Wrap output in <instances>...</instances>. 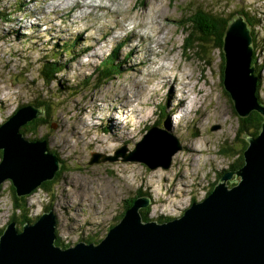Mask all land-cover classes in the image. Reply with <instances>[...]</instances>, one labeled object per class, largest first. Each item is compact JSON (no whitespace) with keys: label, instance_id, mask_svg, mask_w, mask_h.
<instances>
[{"label":"rangeland","instance_id":"obj_1","mask_svg":"<svg viewBox=\"0 0 264 264\" xmlns=\"http://www.w3.org/2000/svg\"><path fill=\"white\" fill-rule=\"evenodd\" d=\"M59 3L4 0L2 4L7 19L0 20V123L17 106L32 104L41 97H47L57 110L55 120L41 127L37 138L44 137L49 151L62 160L59 181L49 193L38 188L28 197L29 216L35 218L51 208L57 218V238L64 247L104 239L108 228L117 224L123 202L138 191L147 194L149 217L153 221L160 219L164 223L181 217L193 202L207 196L222 177L220 172L224 175L232 167L238 168L240 145L246 134L237 132V115L233 114L230 96H226L220 83V52L211 49L210 55L206 49L200 60L193 46L183 50V44L189 47L193 41L180 26L188 23L196 8L217 16L233 15L231 19H237L236 12L248 10L261 21V26L253 29L257 51L252 60L256 58L264 64V0H145L142 5L136 0H102L95 6L82 0L84 6L80 11L71 7L73 2L57 7ZM150 34L156 35L144 45L143 35ZM153 43L162 60L150 67L149 50ZM56 44L60 47L53 49ZM119 44L124 46L119 53L118 75L99 87H94L97 81L92 79L86 89H81L80 83L98 63L112 58L111 50ZM71 47L74 56L68 58L64 52ZM44 59H55L66 66L53 82L54 87L48 89L38 77ZM160 64L170 68L166 72L169 76L161 79L167 78L174 84L173 93L165 80L155 81L160 90L147 92L151 88L148 73ZM261 80L259 97L264 101V71ZM187 82L195 86L192 93ZM118 85L125 87L127 112L139 111L141 119L125 118L119 110L122 99H116L122 96ZM59 86L63 89L61 94L56 91ZM71 92L73 95L67 97ZM187 96L195 99L193 106L190 99L179 104ZM72 99L85 103L72 101L76 110L68 109L64 115ZM122 118L126 120L122 122ZM102 125L108 130L105 134L99 133L103 131ZM156 127L179 139L182 146L171 157L168 169L150 170L139 162H122V156L116 162L88 164L92 153L112 156L123 148L128 156L135 144L150 133L152 138L137 153L148 155L156 147V131L150 132ZM228 142L240 148L230 146V153L221 155L220 150ZM190 146L199 150L189 153ZM9 186L10 182H5L0 192V230L12 213Z\"/></svg>","mask_w":264,"mask_h":264},{"label":"water","instance_id":"obj_2","mask_svg":"<svg viewBox=\"0 0 264 264\" xmlns=\"http://www.w3.org/2000/svg\"><path fill=\"white\" fill-rule=\"evenodd\" d=\"M222 50V85L237 117L256 112L263 118L256 138L243 135L247 145L238 170H229L202 201L193 202L181 217L168 222L144 223L140 210L149 207L150 200L137 198L97 244L55 246L57 218L52 210L25 223L21 231L10 221L0 235V264H264V104L255 97L258 79L250 66L252 36L240 16L227 24ZM43 116V109L25 105L0 125V186L10 182L17 197L30 196L60 169L45 140H28L21 132ZM155 131L156 147L148 155L137 153L152 138L150 133L128 156L123 148L112 156L92 153L88 164L115 162L122 156L120 161L139 162L150 170L168 169L181 143L163 129L150 132ZM131 156L135 157L127 158Z\"/></svg>","mask_w":264,"mask_h":264},{"label":"trees","instance_id":"obj_3","mask_svg":"<svg viewBox=\"0 0 264 264\" xmlns=\"http://www.w3.org/2000/svg\"><path fill=\"white\" fill-rule=\"evenodd\" d=\"M3 1L4 0H0V20L7 19V16H5L3 14V11H4V9L2 7ZM136 1H140L141 2L140 5H142V3H144L145 0H136ZM249 13L252 14L250 11L245 10L244 12L243 11L236 12L235 14L244 16L243 19L245 20L247 26L250 29V34H251L252 40H253L252 55L253 56L255 55V57H256V51L257 50L254 49V47L256 46V37L253 34V29L260 27L261 21L256 16L253 17ZM232 16L233 15L229 16V18H228V15H226V14H221V15L217 16L212 11L209 12L207 10H202V9L196 8L194 10L193 17L191 19H187L188 23L184 22L180 26V28L183 29L184 33H187L186 37L188 39H190L191 41H193L189 47H187V46H185V44H183V50L189 49L190 47L193 46V48L195 49L196 54L198 55L200 60H201V57L205 54L204 51H206V49H208L207 53H209L210 55H211V49L220 52L221 63H222L221 69H220V83H221V85H222V78L224 75V67H225V59L223 58V53H222V41H223L224 32L226 30V26H227L229 20L232 18ZM185 20H186V18H185ZM123 46H124V44L116 45L114 47L113 51L111 50L112 58H110V59L106 58L104 61L98 63V65L93 69L91 74L84 80V83H80V85H81L80 88L86 89L90 85V81L92 79H96V81H97V84L94 85V87H99V86H103V85L107 84L109 81L112 80V78L116 77L118 75L117 70H119L120 66H121V65H119L120 63L118 62V58H119V53L122 50ZM59 47H60V45L56 44L53 47V49H58ZM64 55L68 58L71 56H74V49L71 47L70 49H68L64 52ZM125 60H127V58ZM115 62H117L116 65H114ZM42 63L43 64L40 67L38 77H39V79H41L43 81V85H44L45 89H48L49 87H54L53 82L56 80V77L66 69V66H65V64H59L57 61H55V59H44L42 61ZM208 64L210 65L211 63L208 62ZM252 64H254L253 66L255 67V76L258 79L257 84H256V89H255L256 90L255 91V97H256V100L258 103L264 104V101L261 100L259 97L260 90L262 87L261 74L264 71V64L261 63L260 61L256 60V58H254L252 60ZM222 87H223V85H222ZM56 91H57V93L61 94L63 92V89L61 88V86H59L58 88H56ZM225 94L229 98L228 93H225ZM71 95H73L72 92L69 93L67 95V97L71 96ZM74 100H78L80 103H85V102H82L81 99H72L69 102L68 107H66L64 109V115H66L65 111L68 109H70L71 112H72V110H76V107L71 106V103ZM28 105H33L37 108L43 109L45 111V116H43L39 119H35L32 122L28 123L23 128H21V132L23 133L24 137L27 138L28 140H37V139L46 140L44 137L37 138L38 131L41 127H43L45 125L49 126L51 124V122H53L55 120L54 118L56 117V112H57V110L55 109V105L50 104L49 99L47 97H43V98L41 97L40 99L37 100V102H33L32 104H28ZM16 109L14 111H16ZM231 109L233 111V114L237 115V112L233 108L232 103H231ZM198 113L199 112H197V114ZM262 121H263V118L259 114H257L256 112H251V114L245 118H238L237 132L240 133V131H243V133L246 134L247 137L256 138L259 131H260V126H261ZM101 127H103V125ZM100 132L102 134H105L108 132V130L103 127V131L100 130L99 133ZM246 145H247V142L245 140L240 145L242 147V149L237 144H235V143L230 144L228 142V143H226L225 147L222 150H220L221 155L226 154V153H230V149H232V148H230V146H232L235 150H238V148H240V152H241L240 158L241 159L239 161V166H238V168H240L243 164L242 152L246 148ZM47 146H48V150H50L48 142H47ZM52 153H55V152H52ZM0 157H1V152H0ZM59 161L61 164L62 160L59 159ZM61 167H62V165L60 166L59 171L56 173L55 178L52 181L45 182L40 186L39 189H41L45 194L49 193L51 191V188L55 185V183L59 181V175L61 173ZM238 168L234 169L232 167L231 171H236V170H238ZM219 176H223L221 172L219 173ZM214 185L212 186V189H213ZM9 188L12 191V195H11L12 213H11L9 220L15 221L17 223V228H18L17 230L21 231L22 227L25 223L35 222L38 219V216L35 218H31L29 216V206H28V197L29 196L17 197L15 187L10 184ZM1 189H2V186H0V192H1ZM212 189H210L208 194L212 191ZM148 196H150V194H148ZM140 197H147V194L145 192L138 191V194L136 193L134 197L123 202L122 211L120 212L121 214L118 215V217H117V223L122 219L125 211L127 209L131 208L133 206L134 201ZM45 210L49 211L52 209L46 208ZM149 212H150V206L145 208V209L140 210V214L142 216V221L144 223L153 221L149 217ZM9 220H8V222H10ZM155 221L158 223L162 222V221H160V219H156ZM3 231H4V229L0 230V235L3 233ZM59 244L57 243V241H55L56 246L64 248V246H62V243H59Z\"/></svg>","mask_w":264,"mask_h":264},{"label":"bare ground","instance_id":"obj_4","mask_svg":"<svg viewBox=\"0 0 264 264\" xmlns=\"http://www.w3.org/2000/svg\"><path fill=\"white\" fill-rule=\"evenodd\" d=\"M58 1H60L61 3H59V4H57V7H60V6H62L63 4H65V3H72V2H75V1H77V0H58ZM100 1H102V0H83V3L84 4H86V5H90V6H95V4H98V2H100ZM109 1H114V0H109ZM98 7H99V5H97ZM52 8H55L56 9V6L54 5V4H52V6H51ZM161 7V6H160ZM155 9V8H154ZM154 9L151 11V14H149L151 17L153 16L152 14H154ZM118 10H120V9H118ZM117 10V11H118ZM160 10V9H159ZM156 11V10H155ZM161 14V13H160ZM238 16H240L241 18H243L241 15H237V17ZM233 19H235V18H233ZM219 20V19H218ZM158 23V22H157ZM110 29H112V28H114V27H109ZM167 29V28H166ZM133 33L134 34H136L137 36H138V33L136 32V30L134 29L133 30ZM109 34H111V32H109ZM158 34V33H157ZM155 35L156 34H153L152 36H151V34L149 35V36H145V35H143L144 37H145V39H142V41H143V44L145 45L146 43H147V41L149 40V39H152L153 37H155ZM142 37V36H141ZM162 40V39H161ZM159 43V42H158ZM252 43H253V40H252ZM154 45L152 46V48L149 50L150 52H151V55H152V59H151V62H150V64H149V66L150 67H154V66H156L161 60H162V58H161V53L160 52H158L157 53V48H156V43H153ZM256 47V46H255ZM137 50H139V49H137ZM252 52H253V50H252ZM222 53H223V50H222ZM252 57H253V55H251V64H250V66H253L254 64H252ZM156 58V59H155ZM151 64H152V66H151ZM167 67V65L166 64H160V65H158V67L156 68V69H151V71L148 73V77H149V79H148V82H150V84H151V88L147 91V92H149V91H151L152 93H154V91L155 90H160V88L159 87H157V86H155V81H161V80H165V84H168V85H170V89L172 90V93L175 91V89H174V84L173 83H171V81H168L167 80V78H163V79H161L162 78V76H165V77H168L169 76V74H166V72H167V69H170V68H166ZM141 81L143 82V78H141ZM140 85V84H139ZM186 85H187V87H188V89H189V93H192V91L191 90H194L195 88V86H190V84H189V82H187L186 83ZM163 86V88H166L164 85H162ZM118 87H119V89L121 90V93H120V95L122 96V97H120V98H118V99H116L118 102L122 99V101H120L119 103H120V107H119V110H122L123 111V114H124V116H125V118H127V116L129 117V119L131 120V119H133V117H138V118H140L139 117V111L137 112V111H134V112H131V110H129L128 112H127V110H128V108H126V106L128 105V103H127V101H125L124 102V100L125 99H127V97H125V87H124V85H118ZM156 87H157V89H156ZM138 89H139V87H138ZM187 99H190V103H191V105L193 106L194 104H195V99H193L192 97H189V96H187V97H185V99H182V100H180V102H179V104L180 105H183V104H185L186 102H185V100H187ZM213 101V100H212ZM133 107V106H132ZM131 107V108H132ZM171 110H175V109H171ZM67 112V111H66ZM120 114H121V112H119ZM141 119V118H140ZM109 120V119H108ZM134 120V119H133ZM110 122H111V120H110ZM105 125V124H104ZM77 128V127H76ZM94 128V127H93ZM120 129V127H118V130ZM117 131V130H116ZM172 136V135H171ZM129 140V139H128ZM101 144V143H100ZM196 144V143H195ZM102 147V146H101ZM111 148V147H110ZM197 151V150H199V148L198 147H193V146H190V150H189V153L190 152H192V151ZM198 159V158H197Z\"/></svg>","mask_w":264,"mask_h":264},{"label":"flooded vegetation","instance_id":"obj_5","mask_svg":"<svg viewBox=\"0 0 264 264\" xmlns=\"http://www.w3.org/2000/svg\"><path fill=\"white\" fill-rule=\"evenodd\" d=\"M220 59H221V58H220ZM21 106H22V105H21ZM21 106H18L17 109L20 108ZM17 109H16V110H17ZM14 113H15V111L12 112L11 115H13ZM11 115H10V116H11ZM8 118H9V117H8ZM8 118H7V119H8ZM7 119H6V120H7ZM6 120H5V121H6ZM2 123H3V122H2ZM2 123H0V125H1ZM51 153H52V152H51ZM52 154H55V153H52ZM56 155H57V154H56ZM57 157H59V156L57 155ZM58 159H59V158H58ZM240 159H241V158H240ZM240 159H239V161H240ZM239 161H238V165H239ZM57 243H58V244L61 243L60 239H58V238H57Z\"/></svg>","mask_w":264,"mask_h":264}]
</instances>
